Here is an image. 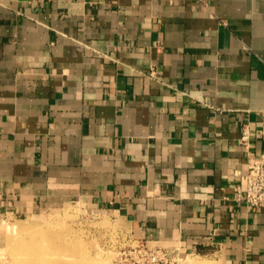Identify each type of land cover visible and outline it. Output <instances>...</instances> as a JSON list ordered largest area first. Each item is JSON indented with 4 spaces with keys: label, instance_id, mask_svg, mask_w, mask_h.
<instances>
[{
    "label": "crops",
    "instance_id": "1",
    "mask_svg": "<svg viewBox=\"0 0 264 264\" xmlns=\"http://www.w3.org/2000/svg\"><path fill=\"white\" fill-rule=\"evenodd\" d=\"M251 158L264 0H0V243L75 206L129 243L264 264Z\"/></svg>",
    "mask_w": 264,
    "mask_h": 264
},
{
    "label": "rangeland",
    "instance_id": "2",
    "mask_svg": "<svg viewBox=\"0 0 264 264\" xmlns=\"http://www.w3.org/2000/svg\"><path fill=\"white\" fill-rule=\"evenodd\" d=\"M5 225L0 264H111L138 244L119 238L105 219L75 206ZM176 259L177 264H191L193 260L221 264L210 254L180 253Z\"/></svg>",
    "mask_w": 264,
    "mask_h": 264
},
{
    "label": "built area",
    "instance_id": "3",
    "mask_svg": "<svg viewBox=\"0 0 264 264\" xmlns=\"http://www.w3.org/2000/svg\"><path fill=\"white\" fill-rule=\"evenodd\" d=\"M248 138L245 133L242 141L246 142ZM247 166L246 188L240 196L250 206L264 208V159L251 158ZM130 252L122 253L121 258L111 264H177L178 253L169 248H153L145 242H139Z\"/></svg>",
    "mask_w": 264,
    "mask_h": 264
},
{
    "label": "bare ground",
    "instance_id": "4",
    "mask_svg": "<svg viewBox=\"0 0 264 264\" xmlns=\"http://www.w3.org/2000/svg\"><path fill=\"white\" fill-rule=\"evenodd\" d=\"M196 259V258H195ZM191 264H211L210 262L206 260H193Z\"/></svg>",
    "mask_w": 264,
    "mask_h": 264
}]
</instances>
